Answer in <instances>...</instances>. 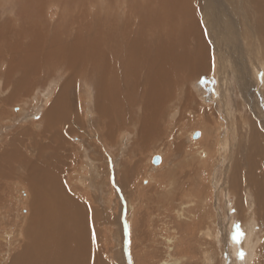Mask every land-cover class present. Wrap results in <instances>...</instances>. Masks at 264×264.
Segmentation results:
<instances>
[{
    "label": "rangeland",
    "instance_id": "1",
    "mask_svg": "<svg viewBox=\"0 0 264 264\" xmlns=\"http://www.w3.org/2000/svg\"><path fill=\"white\" fill-rule=\"evenodd\" d=\"M198 1L199 9L200 5L201 9L207 7L209 18L217 15L218 42H223L216 45L222 50L219 53L208 39L213 52L207 75L189 81L191 92L183 93L178 105L170 106L169 112L161 116L167 118L170 128H159L160 137L144 148L142 142L136 143L129 126L125 133L121 130L113 134V139H105L102 122H96L91 130L90 124L85 128L73 124L75 135L67 131V126L56 128L54 136L37 122L51 107V99L62 81L44 86L45 75H39L35 81H41L42 87L33 83L35 88L31 87L29 93L19 88L13 95L7 86H18V82L12 77L7 80L5 75L0 77V153L10 150L5 154L4 168L11 172V178L0 173V195L4 196L0 210H8L0 217V245L7 241L5 234L13 237L23 229L25 223L19 215L28 216L31 212V195L25 182L29 170L24 169L22 158L35 163L44 154L50 173L58 177L64 190L56 192L59 201L60 197L72 196L85 212L86 220H94L95 225L87 220L90 242L103 263L158 264L169 259L178 261L173 264H236L238 257L241 260L247 254L242 245L249 241L248 221L256 223L257 236L250 264H264V207L254 199L253 192L260 185L264 203V25H259L260 15L247 0H233L242 9L232 0ZM99 2L101 5L96 8L106 1ZM9 6V1L0 3V8ZM89 6L93 5L85 3L82 10L87 11ZM57 8L50 4L46 11L55 15ZM73 11V17L66 19L69 23L77 18L74 7ZM89 14L87 11L86 17ZM203 14L205 23L207 16ZM55 18H47V24ZM58 19L59 15L56 22ZM52 33L49 31L50 36ZM8 62L0 58V73ZM26 82L21 83L24 86ZM68 93L70 100L76 99L79 113H84L87 120L95 117L94 92L89 99H82L76 89ZM197 131L202 132L201 138L194 137ZM72 146L76 148L73 155ZM156 155L162 157L157 165L153 163ZM124 170L129 176L126 185L122 183ZM233 181L236 191L229 188ZM191 182L194 190L188 187ZM238 196L246 210L244 222L234 207ZM186 224L192 229H186ZM207 228L212 231L210 234ZM232 234L235 238L244 235L243 242L232 241ZM233 242L237 244L236 252ZM187 243L190 248H186ZM19 245L11 251H5L4 245L0 264L5 254L4 263L8 264L16 252L14 247Z\"/></svg>",
    "mask_w": 264,
    "mask_h": 264
},
{
    "label": "bare ground",
    "instance_id": "2",
    "mask_svg": "<svg viewBox=\"0 0 264 264\" xmlns=\"http://www.w3.org/2000/svg\"><path fill=\"white\" fill-rule=\"evenodd\" d=\"M4 1L11 2V6L0 8V58L9 62L0 77L5 75L7 80L12 77L13 81L18 82V86L14 82L7 86V90L11 87L13 95L19 88L29 93L39 75H45L46 79V85L41 81L37 83L40 87L62 81L51 99V107L45 110L46 113L37 122L39 127L51 130L54 136L56 128L67 126V131L75 135L77 130L73 124L82 128L90 124L91 130L96 122H102L105 139H113V134L121 130L125 133L126 129L132 127L136 143L140 145L142 142L143 148L149 146L152 140L160 137L159 128H164V131L170 128L167 118L161 116L169 112L167 109L170 106L178 105L183 93L191 92L189 81H197L207 75L213 52L208 39L219 53L222 50L219 46L223 41L221 44L218 42L217 15L214 17L211 14L209 18L207 7L201 9L200 5L199 9L198 0H105V4L99 8H96L97 4L101 5L99 0H0V3ZM247 1L260 15L259 25H264V0ZM231 2L241 8L237 1ZM49 3L58 7L55 15L46 11ZM85 3L93 5L89 6L87 11L90 14L87 17V11L84 8L82 10ZM73 7L77 10V18L71 19L69 23L66 19L70 15L73 17ZM203 13L207 16L205 23ZM47 18L49 21L52 18L55 20L47 24ZM65 23L66 26H62ZM74 25L77 27L72 32ZM52 30L50 36L49 31ZM24 80L27 81L25 87L21 83ZM75 89L82 99H89V96L93 98L94 92L93 119L87 120L84 113H79L76 99L68 98V92H75ZM197 132L201 133V138L202 132ZM75 149V146L71 147V154L75 153ZM9 151L3 149L0 153V173L11 178V172L4 168L7 164L5 154ZM43 155L35 163L22 158L24 169L29 170L25 182L29 197L31 195V212L28 216L19 215L22 223H25L23 229L13 237L11 233L5 234L7 241L0 245V249L5 245L6 251L20 243L14 247L13 252H16L10 255L8 264H105L99 252L92 250L91 233L87 225L89 219L86 220V214L78 207L77 200L68 195L63 199L60 197L59 201L56 192L63 193V187L58 177L50 173V164ZM156 156L160 164L162 157ZM18 160L21 158L18 157ZM123 173L122 183L126 185L129 183L128 170ZM235 181L228 186L230 190L233 188L236 191ZM193 184H189L190 190H194ZM259 186L253 188L254 199L264 207ZM237 188L241 191L238 183ZM3 199L4 196L0 195V203ZM243 203L239 196L234 203L241 222H244L246 213ZM255 210L254 213L258 215V210ZM4 212L0 210V217ZM9 214L12 215V212ZM89 217L92 220L91 215ZM184 226L192 229L191 225ZM247 227L248 242H243L244 235L235 238L232 234V241L239 243L241 239L247 253L241 260L238 257L236 264H250L254 260L252 253L256 249V223L249 224L247 221ZM206 231L207 234L212 232L209 228ZM234 242L233 251L237 249ZM190 247L187 243L186 248ZM6 256H1V264L7 260ZM173 262L167 259L158 264Z\"/></svg>",
    "mask_w": 264,
    "mask_h": 264
},
{
    "label": "water",
    "instance_id": "3",
    "mask_svg": "<svg viewBox=\"0 0 264 264\" xmlns=\"http://www.w3.org/2000/svg\"><path fill=\"white\" fill-rule=\"evenodd\" d=\"M200 135H201V133L200 132H195V134H194V137L195 138H198V137H200ZM153 163L154 164H158L159 163V157H154V159H153Z\"/></svg>",
    "mask_w": 264,
    "mask_h": 264
},
{
    "label": "snow or ice",
    "instance_id": "4",
    "mask_svg": "<svg viewBox=\"0 0 264 264\" xmlns=\"http://www.w3.org/2000/svg\"><path fill=\"white\" fill-rule=\"evenodd\" d=\"M243 255H244V254H243V253H241V256H242V257H243Z\"/></svg>",
    "mask_w": 264,
    "mask_h": 264
}]
</instances>
